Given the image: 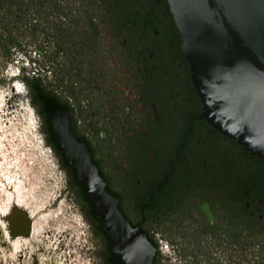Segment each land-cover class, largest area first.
<instances>
[{"label": "flooded vegetation", "instance_id": "flooded-vegetation-1", "mask_svg": "<svg viewBox=\"0 0 264 264\" xmlns=\"http://www.w3.org/2000/svg\"><path fill=\"white\" fill-rule=\"evenodd\" d=\"M202 113L169 0H0V264H119L64 120L152 264H264V159Z\"/></svg>", "mask_w": 264, "mask_h": 264}, {"label": "water", "instance_id": "water-1", "mask_svg": "<svg viewBox=\"0 0 264 264\" xmlns=\"http://www.w3.org/2000/svg\"><path fill=\"white\" fill-rule=\"evenodd\" d=\"M205 119L264 159V0H169ZM54 124L59 115L51 110ZM56 137L77 170L119 264H152L154 249L106 190L86 146L66 120ZM58 124V123H57Z\"/></svg>", "mask_w": 264, "mask_h": 264}]
</instances>
